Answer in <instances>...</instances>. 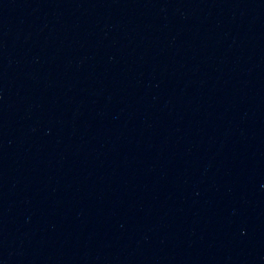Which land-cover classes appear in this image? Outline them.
<instances>
[{
	"label": "water",
	"instance_id": "1",
	"mask_svg": "<svg viewBox=\"0 0 264 264\" xmlns=\"http://www.w3.org/2000/svg\"><path fill=\"white\" fill-rule=\"evenodd\" d=\"M0 264H264V0H0Z\"/></svg>",
	"mask_w": 264,
	"mask_h": 264
}]
</instances>
